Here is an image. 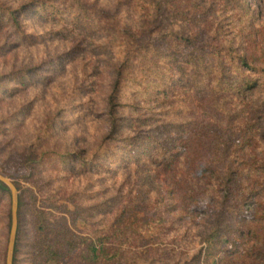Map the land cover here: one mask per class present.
Returning a JSON list of instances; mask_svg holds the SVG:
<instances>
[{
    "label": "rangeland",
    "instance_id": "1",
    "mask_svg": "<svg viewBox=\"0 0 264 264\" xmlns=\"http://www.w3.org/2000/svg\"><path fill=\"white\" fill-rule=\"evenodd\" d=\"M32 1L0 0V3L19 8ZM82 1L91 11L89 19L79 29H73L70 20L47 21L35 10L25 13L21 19L22 29H16L13 24L0 28V174L19 183L21 192H27L30 203L49 210L54 223L64 218L70 226V214L65 213V208L79 207L75 230L92 238L109 236V244L124 246L131 252L130 258L147 249L160 263L242 264L251 256L245 263L251 264L257 248H260L258 238L261 242L264 240V221L253 220L251 216L241 220L237 215H229L220 225L230 230L222 234L217 249L207 250L205 239L216 221L212 214H204L198 208L199 202H204L207 190L201 193L194 182L184 178L188 167L185 159L180 162L182 170L174 173L166 168V159L153 161L152 157H145L139 163L134 159L129 162V155L123 151L119 152L120 156L127 157V160L120 161L119 165L99 158L97 162L103 163L104 168L83 172L70 155H67L66 162L67 166L76 168L73 171L55 155L48 158V163L40 168L34 181L27 179L30 170L20 165V156L29 149L39 153L83 154L92 158L105 145L110 133L107 101L116 69L123 63L121 53L124 48L121 43L112 47L113 40L110 41L108 31L98 29L100 21L92 14L94 10L117 17L122 25L134 32L146 27L147 14H155V0ZM200 2L203 10L208 11V18L204 19L200 29L204 41L211 39L220 23L228 33L222 41L229 45L233 40L234 48L240 53L256 62H264V37L259 33L264 25V0ZM165 26L180 32L199 30L174 17ZM122 40L125 41L124 36L120 42ZM135 62L138 69L134 76L145 78L150 75L148 72L142 74L141 57ZM130 86L127 84L123 90L124 101L140 108H126L121 112L127 118L122 132L134 135L139 130L147 131L144 134L166 144L171 154L183 155L184 147L176 137L193 122L216 117L218 114L211 108L212 100L223 102L227 98L212 95L201 100L193 92L179 91L165 94V85L159 88V95H149L142 94L141 87ZM251 98L255 108L264 109V90H258ZM224 103L232 113H240L239 107L233 105L238 103L237 100L228 98ZM204 112L208 118L204 117ZM221 121L225 124V117ZM6 126L8 129L4 130ZM194 142L193 148L197 151L199 147L209 146L210 140L200 136ZM110 144L115 146L113 142ZM171 144L175 147L173 150ZM158 148L157 145L154 153L159 158ZM259 154L264 155V141ZM259 173L254 171L256 175L253 177L261 178L262 186L257 187L260 193L258 202L264 204V177ZM211 191L208 189L206 197L209 198ZM9 208V201L0 198V264H5L6 259ZM136 216V222L131 224V219ZM255 216L264 218V212ZM149 220L153 221L151 225L162 220L152 234L146 225ZM22 225L25 244L33 239L30 215L26 211H23ZM241 228L246 233H239ZM153 234L151 241L144 239ZM27 249V245L21 246L19 264H31Z\"/></svg>",
    "mask_w": 264,
    "mask_h": 264
},
{
    "label": "trees",
    "instance_id": "2",
    "mask_svg": "<svg viewBox=\"0 0 264 264\" xmlns=\"http://www.w3.org/2000/svg\"><path fill=\"white\" fill-rule=\"evenodd\" d=\"M73 1L33 0L19 8L7 6L5 2L0 3V28L6 24H13L16 29H22L21 19L25 13L35 10L47 21L60 23L70 20L73 29H79L89 19L91 10L84 1ZM200 3V0H155L153 7L155 14L154 16L147 14V25L140 32H134L135 30L122 25L120 19L105 11L94 10L92 14L100 21L98 25L101 27L98 29L108 31L110 41L113 40L111 43L108 41V45L110 43L113 47L121 43L124 48L121 53L123 63L116 69L115 81L107 101V117L111 130L105 145L101 146L92 158L75 153L55 154L44 151L39 153L31 148L20 156V165L30 170L27 179L31 182L34 181L33 178L40 168L48 163V158L55 155L59 156L62 163L65 162L66 168L73 171L76 168L67 166L68 162H66L67 155H70L73 161L79 163L83 172H94L96 169L104 168L103 163L97 162L99 158L119 165L120 161L127 160V157L120 156L119 152L123 151L129 155L127 160L129 162L134 159L139 163L145 157H152L153 161L166 159L167 167L164 166L174 173L182 170L180 162L185 159L184 163L188 167L184 172V178L194 182L195 188H200L203 194L205 190L208 192V189H212L209 198L206 197V192L204 202H199L197 205L204 214H212L216 221L211 233L205 239L208 243L207 250L211 251L221 244L222 234L230 230L220 225L229 215H237L241 220L250 219L251 216L253 220L264 221V218L255 216L264 212V204L258 202L260 193L257 187L262 186L261 178L253 177L256 175L254 171H260L259 174L264 177V155L259 154L261 143L264 141V109L255 108V102L251 98L258 90H264V62H256L249 58L250 56L240 53L239 49L234 48L233 40L229 41L231 43L229 45L226 44L227 41H222L228 33L226 34L225 27L220 23L216 26L211 39L204 41L200 29L204 19L208 18V11L203 10ZM247 11L249 12L248 9ZM172 17L180 18L199 30L191 33L188 30L180 32L164 27ZM63 30L64 28L61 31ZM61 31L59 33H62ZM157 33L159 34L155 36ZM259 33L264 37V25ZM123 36L125 41L120 42ZM131 45L134 47H129ZM138 57L143 61L140 64L144 67L142 74L150 73L145 78L134 76L138 69L135 62ZM127 84L131 85V88L141 87V93L149 95H159V88L165 85L163 90L165 94L179 91V93L193 92L201 100H207L212 95L227 98L223 102L213 99L211 108L218 115L208 118L207 113L204 112V117L208 119L198 123L193 122L176 137L177 142L180 141L184 147L183 155L178 152L171 154L166 144H162L150 134H144L147 131L139 130L134 135L122 132L127 118L121 115V112L126 108L134 107L135 110L140 108L124 101L123 90ZM228 98L237 100L238 103L233 105L239 107V114L232 113L225 107L224 102ZM224 117L225 124L221 121ZM129 119L132 121L130 116ZM7 129L6 126L4 130ZM200 136L210 140L209 146L207 144L204 148L199 147L196 151L193 148L195 144L193 140ZM111 142L115 146H111ZM157 145L160 148V150L158 148L159 158L154 153ZM170 146L172 150L175 148L173 144ZM12 183L19 193V225L13 264L20 262L22 245L28 246L26 254L31 264H167L153 258L147 249L130 258L128 255L131 252L124 246L113 247L109 244V236L92 238L78 233L74 227L79 221V207L72 210L65 208V213L70 214V226L64 218L54 223L53 214L49 210L39 208L36 203H30L26 198L27 192H21L19 183ZM28 196L31 198V195ZM0 198L10 203L9 238L5 251V264H7L13 227V195L9 186L2 181H0ZM23 211L29 213L33 231L32 241L25 244L22 229ZM136 219L137 216L131 219L130 223H135ZM150 222L153 221L149 220L146 225L148 232L152 234L156 225L162 223V220L158 223L156 221L154 225ZM249 232L252 234L251 230ZM239 233L244 234L246 231L241 228ZM113 235L116 239L115 232ZM153 236L155 235L145 236L144 239L151 241ZM258 242L260 248H257L251 264H264V240L261 242V238H258ZM250 258L251 256L246 257L242 264ZM182 264H190V261Z\"/></svg>",
    "mask_w": 264,
    "mask_h": 264
},
{
    "label": "water",
    "instance_id": "3",
    "mask_svg": "<svg viewBox=\"0 0 264 264\" xmlns=\"http://www.w3.org/2000/svg\"><path fill=\"white\" fill-rule=\"evenodd\" d=\"M0 181L4 182L6 185L9 186L13 195V227L10 237L8 261H7V264H13L17 233H18V225H19V221H18L19 193L16 186L1 174H0Z\"/></svg>",
    "mask_w": 264,
    "mask_h": 264
}]
</instances>
